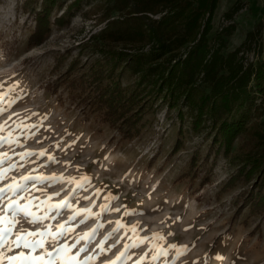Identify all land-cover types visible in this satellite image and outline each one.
<instances>
[{
	"label": "rangeland",
	"instance_id": "374dc122",
	"mask_svg": "<svg viewBox=\"0 0 264 264\" xmlns=\"http://www.w3.org/2000/svg\"><path fill=\"white\" fill-rule=\"evenodd\" d=\"M40 1L0 0V171L11 169L0 187L34 178L25 183L24 199L14 198L28 216L5 212L12 202L7 198L0 204L5 221L0 231L12 229L4 234L7 243L0 240V264H14L11 258L22 252L48 251L54 264H264V214L250 217L247 208L236 213L244 199L240 185L220 192L235 170L229 160L210 156L209 180L202 186L199 178L178 181L193 150L206 151L208 143L187 136L174 152V113L161 107L141 136L123 143L67 89L47 91L56 82L57 60L65 65L77 57L83 64L97 56L82 44L104 26L98 19L108 2H83L67 23L52 26L28 48L34 21L25 10ZM227 29L224 52L253 32L243 57L248 62L264 57V0H218L209 39ZM259 103L254 121L264 119V96ZM240 142L241 137L233 149ZM33 217L40 219L32 223ZM18 235L43 239L45 246L15 247Z\"/></svg>",
	"mask_w": 264,
	"mask_h": 264
},
{
	"label": "trees",
	"instance_id": "16d2710c",
	"mask_svg": "<svg viewBox=\"0 0 264 264\" xmlns=\"http://www.w3.org/2000/svg\"><path fill=\"white\" fill-rule=\"evenodd\" d=\"M106 1L98 19L104 26L82 44V50L97 56L83 64L77 57L65 65L57 60L56 82L47 84V91L67 89L87 115L123 143L141 136L165 107L178 123L174 152L182 150L187 136L208 143L206 151L193 150L178 181L199 178L201 186L206 184L208 158L221 155L235 170L220 192L240 185L244 199L236 213L247 208L250 217H262L264 119L254 121V113L264 96V57L254 62L243 57L254 33L224 52L222 36L230 29L209 39L218 0ZM83 2L89 0H41L25 10L34 21L27 47L37 46L52 26L61 28Z\"/></svg>",
	"mask_w": 264,
	"mask_h": 264
},
{
	"label": "snow or ice",
	"instance_id": "6c2138e0",
	"mask_svg": "<svg viewBox=\"0 0 264 264\" xmlns=\"http://www.w3.org/2000/svg\"><path fill=\"white\" fill-rule=\"evenodd\" d=\"M0 130H2V127H0ZM26 155H32V153H27ZM43 155V153H41ZM5 159H10L9 157L5 156ZM3 163V160H0V164ZM8 171H11V169H3L0 171V182H3L6 179V173ZM34 179L33 177H25L24 181L25 183L28 180ZM25 183H18L13 182L11 184H7L4 187H0V204H3L5 201V198L11 200L12 202L7 205L6 208H4L5 212H11L13 217H15V214L17 212L24 214L25 216H28L29 213L27 211V208L21 205L17 199H14L15 197H19L20 200L24 199L22 193L27 191L25 187ZM40 218L33 217L32 223H36ZM4 218H0V225H3ZM12 231L11 228H5L2 231H0V240H3L4 243H7L8 241L4 239L5 233H10ZM28 235H33L32 233H28ZM40 236H43L44 233H39ZM53 240H56V237H53ZM15 247H24L28 248L32 251H35L37 248L43 249L45 246V241L43 239L39 241H29L25 237L17 236V239L12 242ZM175 247V246H173ZM11 250V248L9 249ZM57 251H66V249H58ZM4 253L0 252V258H3ZM47 257V258H46ZM11 260L14 262V264H54V257L51 251H48L45 253V255L41 256H32L28 255L26 256L23 252L19 254V256L12 257Z\"/></svg>",
	"mask_w": 264,
	"mask_h": 264
}]
</instances>
